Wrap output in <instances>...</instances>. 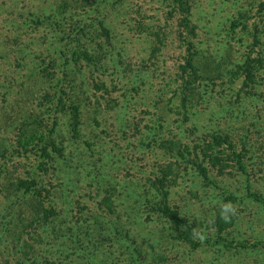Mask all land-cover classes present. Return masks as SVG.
Returning a JSON list of instances; mask_svg holds the SVG:
<instances>
[{"label":"rangeland","instance_id":"rangeland-1","mask_svg":"<svg viewBox=\"0 0 264 264\" xmlns=\"http://www.w3.org/2000/svg\"><path fill=\"white\" fill-rule=\"evenodd\" d=\"M114 1L108 2L97 14V19L107 22L111 37L109 40L95 36L91 39L94 44L106 45L105 50L110 54L107 68L91 70L84 63L74 77L75 89L81 97L87 98L82 104L83 124L79 135L75 137L71 132L69 114L57 113L56 138L64 149V157L58 159L55 170L44 174L37 168L38 161L33 154L18 166L16 162L14 169L9 167V172L13 171L15 176H33L48 189L66 193L68 198L59 193L55 206L69 214V217L63 214L67 217L65 222L78 225L77 232L80 226L82 229L73 237H57L37 228L23 235L24 239H33L30 245L22 247L43 251L34 264H264V248L257 247L264 241V203L248 197L250 189L264 199V103L248 98L240 104L237 89L216 79L214 91L211 85L208 88L210 95L204 101L208 105H196L193 108L198 113L195 119L182 124L180 115L174 112L180 103L174 94L179 65L186 53L180 35L183 30L180 15L170 14L167 0ZM255 1L190 0L192 20L197 25L195 42L200 52L199 64L204 76H217L220 71L226 76L229 68L249 52L252 40L249 29L241 25L235 28L233 22L241 13L248 16L249 21V9ZM62 2L0 0V86L14 84L10 89L0 87V92L7 93L3 98L6 101L0 102V138L13 139L15 127L5 130L15 122V110L38 109L34 99L44 92L48 83L43 84L40 75L30 76L24 87L17 86V81L23 71L27 73L33 68L37 56L47 54L60 38L61 33L50 26L45 17ZM17 42L27 46L26 52L20 53L21 46ZM82 78L85 85L80 84ZM93 78L104 81L109 91L96 89ZM207 82L211 84L210 80ZM229 108L234 115L240 116L236 122L234 115L231 117L227 112ZM2 118L8 125H2ZM194 122L198 130L190 136L188 129ZM152 124L162 125L163 138L179 134L183 143L191 144L193 140L205 138L208 130L226 127L235 134L240 131L236 127L238 124L249 128L246 157L249 181L235 161L222 172L201 157L199 160L212 181L205 179L199 168L184 161L179 164L177 182L171 185L170 201L182 215L196 222L199 235L195 239L199 238V245L181 239L168 220L146 217L150 203L147 207L139 206L141 202L133 199L134 195L145 193L148 176L153 177L158 164L166 160L163 148L156 147L153 151L140 147L136 125L144 129ZM109 183L118 186L121 201H125L123 207L132 218L124 214L116 221L117 217L112 216L114 221L106 228L120 225L127 231H110L104 237L97 236L96 241H88L92 235H84V232L92 228L86 227L89 221L85 217L89 213L85 206L96 209L95 203L104 192L100 187ZM225 192L233 194L235 199L226 198ZM149 200L152 202L154 198L149 196ZM5 202L7 199L0 193V264H32L30 259L12 250L14 224L5 211ZM229 202L235 211L228 213L227 226L221 230L218 221L224 218L221 206ZM132 222L137 224L131 226ZM20 224L27 225V222ZM220 234L225 241L220 239ZM40 237L41 244L35 241Z\"/></svg>","mask_w":264,"mask_h":264},{"label":"trees","instance_id":"trees-1","mask_svg":"<svg viewBox=\"0 0 264 264\" xmlns=\"http://www.w3.org/2000/svg\"><path fill=\"white\" fill-rule=\"evenodd\" d=\"M110 1L63 0L56 10L45 17L48 24L61 33L60 38L52 48H48L47 54H36L38 60L27 73L23 71L20 74L17 86L24 87L31 78L30 76L36 75H40L43 84L48 83V86L38 98L34 99L37 100L36 106H38V109L25 107V110H15L17 121L14 120L16 123L12 122L9 125L6 120L4 121V118L1 119L3 126L8 125L5 131L11 129V127L16 129L13 139L0 138V193L8 201L5 202L7 205L5 211L10 214L14 224L11 246L14 248L12 249L13 252H18L26 260L30 259L32 264L40 259L43 251L35 247L30 250L24 249L22 245L29 244L33 238L27 237L24 239L23 235L25 236L26 233L31 234L37 228H43L46 234L56 235L57 237H73L81 231L82 227L80 226L77 232L76 227L78 225L68 224V221L65 222V218L69 217V214L58 210L55 206V201L60 194L68 198L66 193H63L62 190L58 192V189H48L40 181L36 182L37 178L33 176H15L12 173L13 171L9 172V167L14 169L16 162L18 166L21 161L29 159L33 154L38 161L37 168L43 171L44 174L49 173L53 168L55 170L58 159L64 157V149L56 138L57 113H68L71 132L75 137L79 135L83 124L82 104L86 102L87 98L81 97V94L75 89L76 85L74 86V84L76 81L74 77L79 72L78 68L84 63L91 70L107 68L106 60L110 54L105 50L106 45L101 42H95L94 44L91 39L95 36V38L105 37L109 40L111 37V30L107 22L97 19V14L101 13ZM167 1L169 7H171L170 14L180 15V23L183 27L180 35L184 46L186 45V53L183 62L179 65L177 85L174 92L180 99V103L174 111L180 115L179 120H182L180 122L184 124L195 119V115L197 116L198 113L194 112L193 108L196 105H208L204 101L210 95L208 90L210 85L212 87L211 91H214V86L217 85L216 79H222L225 85L232 84L231 87L237 89L236 94L240 99L238 100L240 104H243L248 98L258 99L264 103V0H257L252 4L253 7L249 9V21L248 16L241 13L239 18L233 22L235 28H239L241 25L245 30L249 29L252 40L249 42V52L244 54L242 60L235 62L234 67L229 68L226 76H222V71L217 76H204L203 74L202 66L199 64L200 52L195 42L197 25L192 20V2L190 0ZM157 36L158 38L161 37L159 34ZM17 44L21 46L19 48L20 53L26 52L27 46L24 47L21 42H17ZM219 66L221 67V65ZM16 80H11V82ZM83 80L82 78L80 84L85 85ZM92 80L93 83L95 82L96 89L109 91L104 81L97 80V78ZM208 80L211 81V84L207 82ZM9 84H2L0 87L10 89L14 85L13 83ZM81 87L83 86L81 85ZM83 91L82 88V94ZM6 95V92H0L1 103L6 101L3 99ZM227 112L233 117V109L229 108ZM239 117L238 114L234 115V121L236 122ZM192 125L188 129L189 134L191 133L190 136H194L198 130L196 122ZM244 125L238 124L236 127L240 131L235 134L231 128L226 129V127L222 130H208L206 140L201 137L202 139H197V141L193 140L192 144L187 141L183 143L179 134H175L172 138H163V131L160 130L162 128L161 124L158 127L153 126V124L146 125L144 129L136 125V132L140 134V147L153 151L156 147L163 148L165 150L163 157L166 159L158 164L153 177L148 176L149 185L144 186L145 193L133 197L135 201L141 202L139 206H146L150 203L146 217L155 216L156 220H168L170 224H173L181 239L195 245L201 244V241L197 242L199 238L195 239L199 235L196 222L182 215L177 206H172L170 201L171 185L177 182L181 161L188 165L191 164L196 169L199 168L205 179L212 181L202 165L203 162L199 160L201 157L202 161L208 159L212 167L218 168L222 172H224L225 167L230 165L231 161H235L239 171L246 175L249 181L248 164L246 163V157L249 153V128ZM165 144H168V146H164ZM100 189L104 192L99 193L102 197L96 201V209L85 206L89 214H83V216L87 215V217H84L89 221V225L86 227L92 228L90 231L84 232V235L85 233L92 235V238L88 241H96L97 236L104 237L110 231L114 233L127 231L125 226L120 225L106 228L110 221H114L111 219L112 216L117 217L116 221L121 220L124 214L128 218H132V215L129 212L127 213V210L123 207L125 201H121V194L117 185L109 183L106 186L102 185ZM128 195L131 196L130 193ZM225 195L228 199H235V196L231 193L225 192ZM249 195L256 201L264 203V199L250 189H248V197ZM149 196L154 198L152 202L149 200ZM70 204H73L71 200ZM138 209L140 210L139 207ZM63 214H66L67 217H63ZM107 217H110V220ZM218 221L221 230L227 226L225 218H218ZM20 222H27V225L20 224V228ZM129 224L134 226L137 223L132 222ZM220 239L225 241V237L221 234ZM35 241H39L40 244L43 242L41 237ZM260 246L264 248V241L257 245V247ZM30 247L32 246L26 248Z\"/></svg>","mask_w":264,"mask_h":264},{"label":"clouds","instance_id":"clouds-1","mask_svg":"<svg viewBox=\"0 0 264 264\" xmlns=\"http://www.w3.org/2000/svg\"><path fill=\"white\" fill-rule=\"evenodd\" d=\"M234 211L235 210L230 202L221 206V216L224 217L225 219L228 218V213L234 214ZM194 233H195V230H194Z\"/></svg>","mask_w":264,"mask_h":264}]
</instances>
